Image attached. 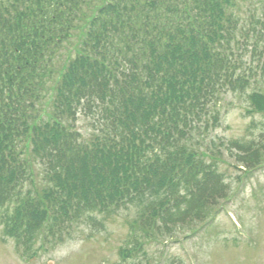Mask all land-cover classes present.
<instances>
[{"label":"trees","instance_id":"16d2710c","mask_svg":"<svg viewBox=\"0 0 264 264\" xmlns=\"http://www.w3.org/2000/svg\"><path fill=\"white\" fill-rule=\"evenodd\" d=\"M259 1L260 14L247 0H0L5 236L29 252L135 209L143 253L206 220L228 197L225 156L264 162V132L209 147L228 95L264 116Z\"/></svg>","mask_w":264,"mask_h":264},{"label":"rangeland","instance_id":"374dc122","mask_svg":"<svg viewBox=\"0 0 264 264\" xmlns=\"http://www.w3.org/2000/svg\"><path fill=\"white\" fill-rule=\"evenodd\" d=\"M247 2L261 13L259 0ZM257 79L252 88L264 94V78ZM245 97L228 95L222 102L221 125L209 136L215 142L209 147L215 152L221 150V141H248L264 132V116L250 115ZM80 127L87 136L85 121H80ZM224 162L221 171L230 189L227 199L203 222L179 229L173 236L144 239L143 253L135 250L131 228L137 211L130 209L98 217L103 226L95 229L80 225L63 244L39 239L29 252L0 227V264H264V162L249 172L226 156ZM123 250L131 251L132 257L124 258Z\"/></svg>","mask_w":264,"mask_h":264}]
</instances>
